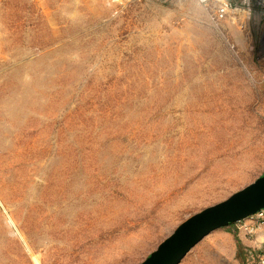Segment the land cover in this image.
I'll use <instances>...</instances> for the list:
<instances>
[{
    "label": "rangeland",
    "instance_id": "1",
    "mask_svg": "<svg viewBox=\"0 0 264 264\" xmlns=\"http://www.w3.org/2000/svg\"><path fill=\"white\" fill-rule=\"evenodd\" d=\"M212 14L197 0H0V264H141L264 176V16L238 41ZM215 233L180 264L264 253Z\"/></svg>",
    "mask_w": 264,
    "mask_h": 264
},
{
    "label": "water",
    "instance_id": "2",
    "mask_svg": "<svg viewBox=\"0 0 264 264\" xmlns=\"http://www.w3.org/2000/svg\"><path fill=\"white\" fill-rule=\"evenodd\" d=\"M264 210V176L181 223L141 264H180L201 240Z\"/></svg>",
    "mask_w": 264,
    "mask_h": 264
},
{
    "label": "built area",
    "instance_id": "3",
    "mask_svg": "<svg viewBox=\"0 0 264 264\" xmlns=\"http://www.w3.org/2000/svg\"><path fill=\"white\" fill-rule=\"evenodd\" d=\"M202 5L212 2V20L217 25L226 27L230 36L238 41H243L245 37L244 23H248L249 18H254L250 12L258 10L264 16V0H240L239 3L231 0H197ZM236 238H252L260 229H264V210L237 222L230 226ZM255 264H264V253L258 257Z\"/></svg>",
    "mask_w": 264,
    "mask_h": 264
},
{
    "label": "crops",
    "instance_id": "4",
    "mask_svg": "<svg viewBox=\"0 0 264 264\" xmlns=\"http://www.w3.org/2000/svg\"><path fill=\"white\" fill-rule=\"evenodd\" d=\"M236 2V1H233ZM263 177V176H262ZM217 233H215V235H213L210 239L209 242H217L218 241H230L231 237L234 238L233 234H232V230L230 227L227 228H223L220 229L219 231H216ZM228 239V240H227ZM243 239H247L248 241H243ZM211 240V241H210ZM239 240H241V242L244 244V242H246V245H255L258 248L262 247L264 249V229H260L256 235L252 238H244L241 237L239 238ZM248 242V243H247ZM226 247V245H216L215 248H217V250L223 254V248ZM203 248V247H202ZM203 249H200L199 251H202ZM225 257H227V255L224 254Z\"/></svg>",
    "mask_w": 264,
    "mask_h": 264
},
{
    "label": "trees",
    "instance_id": "5",
    "mask_svg": "<svg viewBox=\"0 0 264 264\" xmlns=\"http://www.w3.org/2000/svg\"><path fill=\"white\" fill-rule=\"evenodd\" d=\"M241 250V249H240Z\"/></svg>",
    "mask_w": 264,
    "mask_h": 264
}]
</instances>
